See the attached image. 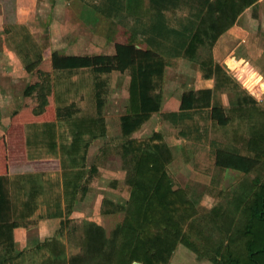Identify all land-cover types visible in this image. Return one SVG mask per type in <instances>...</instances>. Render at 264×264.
<instances>
[{
    "label": "crops",
    "instance_id": "crops-1",
    "mask_svg": "<svg viewBox=\"0 0 264 264\" xmlns=\"http://www.w3.org/2000/svg\"><path fill=\"white\" fill-rule=\"evenodd\" d=\"M214 1L175 0L172 1V4L165 7H156L153 12L158 20L157 28L161 27L162 30L168 29L171 31L170 36L165 38L160 36L161 34L152 33L154 29L151 19L142 18V23L139 22L141 25H139L138 29H146L147 31L143 35L134 34L126 26L119 25L116 21L94 10L81 0H44L43 4H46L44 13L47 14L45 30L47 32L46 37H40L41 40H39V37L33 33L32 28L37 30L38 27L42 26L38 21H35L37 12L41 9L40 1L0 0V177L4 178L3 186L9 203L8 212L5 210L4 213V220L7 221L8 219L11 223L14 220V216H18L21 212L20 217H15V220L28 223L25 226L20 225L0 231V264H68L67 260L71 256L80 254L83 251L80 245H75L68 240L76 238L80 233V230H77L78 226L69 232H64L61 229V222L67 219H64L65 216L69 217L68 220L75 218L74 213L77 210H71L70 206V209L67 208L69 210L68 214H65L62 200L60 202V194L56 195V203L52 204L53 206L60 205L57 212L45 215L41 213L42 203L45 202L41 200V197L48 188H46V183L41 181L44 173L43 169H39V163L41 160L44 161V158L54 160L55 157L50 156L58 155L60 159L63 156L61 155L62 152L60 153V144L57 143L58 138L55 131L57 127L54 124L57 123L56 121H60L56 118V109L62 104L58 96L65 92L66 86H71L78 93L84 92L89 95L90 99L92 98L89 107L93 111L90 114L91 120L101 116L104 119L105 126H108V123L111 122L110 117L114 116L118 134H120V117L125 114L129 106L128 87L130 79L128 72L112 71L101 74L96 79L92 70L91 57L96 54H114L115 44L133 45L139 50H151L152 43L156 42L159 45H164L165 43L171 45L178 43V45H181L180 43L187 41L189 29L196 28L200 21L195 16H203L206 13L207 4ZM233 1L235 2L233 6H238V4L240 5L239 7L242 6V9L238 13L236 12L234 21L217 36L211 46L206 41L197 50L196 58L198 61L202 57H207L212 61L213 73L206 77V70L198 64V61L189 60L181 56L180 48H176L174 54L172 52L168 56H164L165 68L161 85L159 88L156 86L153 90H150V94L156 96L159 100V110L152 112L148 119L131 134V138L140 140L151 138L155 133L159 134V139L167 144L174 159L180 155V159H176L178 161L173 162L171 160L168 164V174L169 167L174 163L176 165V173H179L183 165L189 164L185 158H182L184 157V152L190 150L196 152L202 147L205 149L209 147L207 141L209 140L208 127L210 125L224 127L231 125L234 119L242 117V115L238 117V114H236L242 110L239 108L241 106L239 102L241 101H237L238 95L233 87L234 82L229 77L228 70L221 65L222 59L227 54L238 52L241 53V57L250 59L256 64L261 61L264 65V0ZM59 14L65 15L64 22H60L61 20L58 19ZM63 16L60 18L62 19ZM75 16L85 25L86 30H80L79 25H76ZM135 19L136 17H134ZM160 19H163L164 22L161 23ZM134 23L136 24V21ZM183 29L187 30V33L184 34V39L181 42H173L174 32L180 31L182 34ZM19 31L21 33H29L40 50L41 60L33 72L28 73L24 69L19 56L15 52L13 37ZM256 46L262 48L257 50ZM216 67L218 70L215 69ZM39 71L49 73L51 93L48 97L46 111L39 115H34L30 112L29 106L21 101L22 97H24V100L30 98L23 96L24 90L22 89L33 82L34 78H38L37 72ZM58 72L66 73L64 80L66 81V76L68 80L65 85H62L60 78L63 76ZM106 77H110V80L105 81ZM102 79L104 80L102 81ZM96 80L97 83L99 82L101 95L100 107L97 106ZM19 85H22V89L19 88ZM259 87L260 89L253 91L256 96H259L260 90L264 89L263 85ZM204 90L210 91L208 106L201 104L192 106L191 109L188 108L187 110L180 109L182 93L192 91L197 95L198 91ZM19 91L20 94L18 95L21 96H14ZM245 96L247 95L245 94L239 99L242 100ZM68 103L70 102L66 104ZM83 107L81 106L80 108ZM214 107L221 109L224 117L228 118L224 126L219 125L216 120L213 121L211 118V110ZM97 108L103 111L116 110L117 113L115 115L102 113L99 115ZM50 110L52 112L48 114ZM168 113L177 115L188 113L191 117L185 116L180 118L178 122H174L172 119L163 116ZM47 114L48 117H46ZM49 115L52 116L49 117ZM68 120H73V118ZM45 123H53L52 133L46 135L42 132L44 130L43 124ZM153 139L154 142L158 141L157 138ZM49 142L55 143V146L50 147ZM213 142L210 141L211 148L213 147ZM221 142L217 143L220 146L224 144L234 145L233 143ZM66 152L68 156H74L72 152L77 154V151ZM58 164L61 168V161ZM212 167L217 168L216 166ZM100 170L102 171L103 169L97 167V172ZM227 170L240 173L233 169H220L219 171L224 173ZM251 171L247 172V174L251 173ZM177 183L176 187L188 189L185 179L182 182L178 180ZM217 183L214 182V184ZM84 188H86L84 190L85 193L78 196L79 203L87 200L89 193L90 196L94 197V193L90 192L86 185ZM214 188L215 185L210 186V189L215 190ZM77 194L78 192L74 193V196ZM209 197V192H206L202 198L203 201L199 204V206L205 207V210L210 209L209 201L207 200ZM94 199H98L96 204H100L102 207L105 205L109 207L123 205L116 199L105 200L102 195L94 197ZM71 202H73V199ZM246 202L244 201V203ZM27 205L30 206L29 209L26 208ZM245 208L243 207L242 211ZM113 209L109 211L108 208H103L102 216L117 212V209ZM249 209L245 211L249 213ZM77 214L76 216H78ZM69 215H72V217ZM93 220H89V223L94 222V224L98 225ZM81 221L78 220L76 224H80ZM33 223L34 226L30 227V224ZM238 230L234 232L233 244L235 245L239 242V239L243 240L244 238L245 241L248 238L246 233L250 231L248 228L242 231ZM105 236L108 238L110 235L105 234ZM260 237H263V235ZM258 239L254 240L257 245L260 241ZM252 241L253 238L250 241H246V258L242 260L243 258L240 256H232L230 258L231 264L247 263V246ZM231 243L230 248L232 249L234 245ZM174 254H172L167 264H174V262L179 261ZM97 258L87 264H114L102 263V260L99 262ZM209 262L210 260L207 259V262L203 263L208 264Z\"/></svg>",
    "mask_w": 264,
    "mask_h": 264
},
{
    "label": "trees",
    "instance_id": "trees-1",
    "mask_svg": "<svg viewBox=\"0 0 264 264\" xmlns=\"http://www.w3.org/2000/svg\"><path fill=\"white\" fill-rule=\"evenodd\" d=\"M81 1L116 21L119 25L126 26L131 33L143 35L147 31L146 29H138L142 23V18H144L151 19L153 34H161L160 36L165 38L170 36L171 31L168 29L157 28L158 20L153 11L156 7H165L175 0ZM234 3L233 0L209 2L206 13L203 16H195L200 21L196 28L189 29L187 41L180 43L181 45H178L177 42L184 39V34L187 33L186 29H183L182 34L180 31L174 32L173 42L177 44L159 45L156 42L152 43L151 50H139L133 45L115 44L114 54H96L91 57L92 70L96 79L99 78V75L112 71L128 72L129 75V106L125 114L120 117V135L123 140L120 156L123 158V163L128 167L126 185L129 196L123 205L114 206L113 210L117 209L124 216L121 223L110 233V236L106 238L103 227L89 223L83 229L81 239L83 251L71 256L67 260L68 264H87L97 257L99 262L102 260V263L114 264H167L169 262L182 236L184 227L193 216L197 215L200 208L187 195L185 188H173L167 172V165L172 160V153L167 144L159 139V134L155 133L153 137L147 140L133 139L131 134L148 119L152 112L159 110V100L150 94V90L156 86L159 88L161 85L165 68L164 56H168L172 52L174 54L176 48H180L181 56L197 62L198 48L204 45L206 41L211 46L217 36L234 21L236 12L238 13L242 9L239 4L233 6ZM134 17H136L135 20ZM159 21L164 22L163 19ZM13 43L24 69L28 73L33 72L40 63L41 53L32 36L29 33L19 31L13 37ZM198 64L206 70V77L213 73L212 61L209 58L202 57ZM215 69L218 70L217 67ZM96 86L97 106L100 107L99 82H96ZM50 93L51 79L49 73L38 74V78L25 87L23 95L34 100L32 108L34 115H39L46 110ZM209 97V90L198 91L197 95L192 91L184 92L181 94L180 109L187 110L188 108L191 109L192 106L201 104L208 106ZM239 101H241L239 104L242 101L253 102L249 96H245ZM72 108H74L72 104L60 109L57 108V119L71 118L74 111L77 110ZM163 116L172 119L174 122H178L180 118L185 116L191 117L188 113L184 115L168 113ZM211 118L223 126L228 120L224 117L223 111L215 107L211 110ZM98 120L103 123V119ZM90 122L94 123V119ZM43 127L42 132L46 135L52 133L53 123H45ZM100 131L105 132L103 125ZM78 136V134L74 136L70 148L77 149L75 145ZM153 138H157L158 141L154 142ZM49 146L54 147L55 143L49 142ZM246 146L254 153L252 156L240 154L236 145L224 144L220 146L213 142V147L209 151L212 166L219 169L237 170L242 174L251 171L255 165L264 160V134L253 135ZM90 173H97V168L91 166ZM3 183L4 178L0 177V231H4L5 228L8 230L20 225L25 226L28 224L25 221L15 220V217L21 215V212L18 216H14L11 223L8 219L7 221L4 220V213L5 210L8 212L9 203ZM83 190H85L84 187ZM26 208L29 209L30 206L27 205ZM249 210V213L254 215L251 220L253 222L251 228L255 231L251 236L253 241L258 238L260 241L259 247L248 244L246 264H264V185L259 194L255 196L254 207ZM261 235L263 237H260Z\"/></svg>",
    "mask_w": 264,
    "mask_h": 264
},
{
    "label": "rangeland",
    "instance_id": "rangeland-1",
    "mask_svg": "<svg viewBox=\"0 0 264 264\" xmlns=\"http://www.w3.org/2000/svg\"><path fill=\"white\" fill-rule=\"evenodd\" d=\"M37 1H40L39 3H41V6H39L41 9L37 12L35 21H38L42 26L38 27L37 30L32 28V31H34L33 33L39 37V40H41L40 37H46L47 32L45 30L47 14L44 13L46 4H43L44 0ZM61 16H63V14H59L58 19L61 20L60 22H64L65 15L62 19L60 18ZM75 17L74 20L77 23L76 25H79L78 27L80 30H86L85 25L79 21L77 16ZM70 37L72 36L70 35ZM204 48L207 49L206 47ZM256 48L257 50H260L262 47L256 46ZM233 54L241 57V53L233 52ZM254 64L257 67V70L264 75V65L261 61ZM221 65L223 66L222 63ZM225 69L227 70V68ZM40 73L44 72L39 71L37 72V75ZM58 73L63 76L60 79L62 85H65L68 80L67 76L66 81L64 80L66 73ZM229 77L234 82L233 87L236 89L238 95L237 101L240 100V97L246 94L251 97L253 102L243 101L241 103L239 108L242 110L236 114H238V117L239 115H242V117L234 119L231 125H226L224 127L210 125V127H208L209 140L207 141L209 147H207V149L202 147L196 152L192 150L184 152V157L182 158H185L189 164L185 166L181 163L183 167L179 170V173L175 172V163L169 167L168 175L171 178L173 188H177L176 185L178 184V180L182 182L183 179H185L188 188L187 195L192 198L200 208L197 215L193 216L184 227L182 236L172 253H175L174 256H176V259H179L178 262H174L173 260L174 264H204L203 262H207V259L210 260V264H231L232 262L230 261V258L232 256H240L243 258L242 260H244V258H246V241L252 239L251 234L255 231V229L253 230V228H251L253 222L249 221L253 219L254 215L252 216L251 213H247L245 210L254 207L255 196L259 194L261 187L264 185V160L255 165L251 173H246L244 175L242 173L228 170L222 173L219 171L220 169L212 167L211 164V153L209 151L212 148L210 141L216 143L221 141L225 143H233L239 149L240 154L244 156H252L254 153L246 146L248 140L257 133L264 134V94L261 97L252 96L241 86V84L236 82L231 76ZM35 79L36 78H34V80ZM105 79V81H109L110 77H106ZM103 80L104 79H102V81ZM19 88L22 89V85H19ZM65 89V92H62V94L58 96L62 102L61 106L58 108L60 109L72 104L77 110L74 111L73 116L71 117L73 120L58 119L60 121H56L57 123L54 124L55 127H57V129H55L58 138L57 143L60 144V153L62 152L61 155H63L61 159L58 155H55L50 156L55 157L54 160H47L48 158H44V161L41 160L39 163V169H43L44 173L41 181L46 183V188H48V190L44 191V195L41 197V200L45 201L42 203L43 208L41 209V213L45 215L57 212L58 207H56V205L53 206L52 204L56 203V195L60 194V202L62 200V207L65 209V214H68L69 210H67V208L70 206L71 210H77L76 213H78V216L74 213L75 218H70V220H68L69 217L65 216L64 219H67L65 220L66 222H61V229L64 232H69L73 230L74 227L78 226L77 230H80V233L76 238L68 240L75 245L81 246L83 229L89 224V220L94 219L93 221H96L98 226L101 225L106 232L105 234L108 236L113 229L121 223L124 216L122 212L117 211L102 216L103 208H108L110 211L114 207H109L105 204L104 207L100 204L97 205L96 203L98 199L95 200L94 197H100V195H102L105 200L116 199L118 202L124 203L129 196L128 187L126 185V171L128 170V167L123 163V158L120 156L122 154L121 145L123 140L121 135L118 134V127L114 116L110 117L111 122L108 123V126H105L104 122L101 123L98 120L103 119L101 116L93 118L94 123L90 122L92 121L90 119V114L93 111L89 107L92 98L90 99L89 95L84 92L81 94L78 93V91L71 86H66ZM101 90L103 89L101 88ZM18 94H20V91L14 96L17 97ZM21 101L29 106L30 112L32 113L31 109L34 106V100L32 98L24 100V97H22ZM67 102L70 103L66 104ZM81 106L84 107L80 108ZM74 108L72 109L74 110ZM96 110L99 111V115H101V113L106 115H115L117 113L116 110L111 109L103 111L97 108ZM51 112L52 110L48 111V114H51ZM48 114L46 117H48ZM50 116L52 115H49V117ZM102 125L105 128V132L103 133L100 131ZM76 134L79 135L75 145L77 149L74 147L70 148ZM66 151H77V154L72 152L74 156H68L66 155ZM82 155L84 158L81 157ZM176 159H180V155ZM176 159H174V156L172 155V161H178ZM59 161H61V168L58 164ZM91 166H95L96 168L100 167L103 170H100L97 173H90ZM214 182L218 183L214 184ZM85 185L90 192L94 193V197L92 195L90 196L89 193L87 200L79 203L78 196L79 194L82 195L85 193L84 190V192L82 191V188ZM211 185H215V190L210 189ZM76 192H78V194L74 196V193ZM206 192H209L210 194L209 199H207L209 201L207 202L210 205V209L205 210V207H201L199 204L203 201L202 198ZM48 196L49 198L47 199ZM68 199L71 200L69 201ZM72 199L73 202H71ZM244 201L247 202L244 203ZM243 207H246L244 211H242ZM69 216L72 217V215ZM78 220L82 221L77 225L76 223H78ZM32 226H34V223L30 224V227ZM246 228L250 229V233H246L248 238L246 237L247 239L245 238V241L244 238L243 240L239 239V242L236 243V245L233 244L234 232L237 229L242 231ZM230 242L234 245V248L232 249L230 248ZM251 244L259 247L254 241H252V243L249 242L250 246ZM229 249H231V251H229Z\"/></svg>",
    "mask_w": 264,
    "mask_h": 264
},
{
    "label": "built area",
    "instance_id": "built-area-1",
    "mask_svg": "<svg viewBox=\"0 0 264 264\" xmlns=\"http://www.w3.org/2000/svg\"><path fill=\"white\" fill-rule=\"evenodd\" d=\"M221 63L230 72V76L252 96H256L253 91L260 89L261 85L264 86V75L257 70L252 60L230 53ZM263 90H260L259 97L263 96Z\"/></svg>",
    "mask_w": 264,
    "mask_h": 264
}]
</instances>
